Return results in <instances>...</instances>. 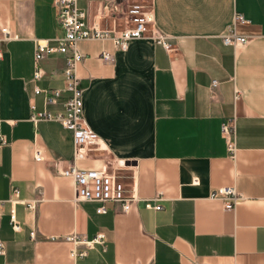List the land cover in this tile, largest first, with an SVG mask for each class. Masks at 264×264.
Returning a JSON list of instances; mask_svg holds the SVG:
<instances>
[{"label":"crops","instance_id":"0c3cea01","mask_svg":"<svg viewBox=\"0 0 264 264\" xmlns=\"http://www.w3.org/2000/svg\"><path fill=\"white\" fill-rule=\"evenodd\" d=\"M133 1L80 7L91 26L121 30ZM144 1L172 50L149 37L126 51L111 39L78 42L84 117L100 148L75 164L116 174L135 197L129 212L110 203L100 213V203L76 200L74 179L61 173L74 162L72 131L31 119L63 112L68 97L47 105L35 86L64 89L70 52L46 55L33 80L36 40L56 44L64 34L53 0H0V28L12 34L0 39V264H264V0ZM230 30L247 42L226 44ZM105 50L112 60L101 58ZM227 121L236 127L234 154L222 134ZM225 185L243 196L230 210L211 197ZM73 233L105 237L73 258L65 240Z\"/></svg>","mask_w":264,"mask_h":264},{"label":"built area","instance_id":"2783aa9c","mask_svg":"<svg viewBox=\"0 0 264 264\" xmlns=\"http://www.w3.org/2000/svg\"><path fill=\"white\" fill-rule=\"evenodd\" d=\"M80 1L53 0L57 10V20L64 34L54 39L56 44H51L48 40H36L34 81L40 80L44 75L41 62L46 55L54 52H70L67 64L63 69L65 75L64 89L35 86L36 93H44L47 105L57 104L62 92H67L68 97L64 102V111L57 113L48 110L38 111L31 115V119L35 122L57 120L72 131L75 146L74 162L61 170V173L74 179L76 200L100 203L97 208L100 213L107 212L110 203L120 204L124 212H129L135 197L127 193L124 182L116 174L107 170L84 169L75 164V160L86 158L100 148L99 135L90 127L84 117V90L77 73L78 64L83 59V55L78 49V42L82 39H111L114 46L122 51L128 50L131 41L136 38H152L156 44L169 51L173 49V44L168 35L151 27L153 18L149 8L150 4L144 0H135L129 5L127 8L128 21L121 30L91 26L86 19V11L80 7ZM236 19L244 20L241 15H237ZM10 37L12 34L7 27L0 28V39L6 40ZM223 39L226 44L234 46L243 45L248 40L247 36L239 35L234 30L226 33ZM100 56L104 60L113 59L112 54L106 50ZM222 134L227 141L229 151L234 154L236 151L235 124L230 121L223 122ZM0 142H7L5 135L0 134ZM36 158L42 159L40 150L37 151ZM15 192L18 193V190L15 189ZM211 197L223 200L225 209L229 210L233 209L243 199L234 185L215 188L211 192ZM30 205L32 206V204ZM147 206L151 207L152 204L148 202ZM155 208L159 209L161 206L156 205ZM10 221L15 230L21 229V222L18 220L14 208L11 210ZM31 235L35 238L36 232L32 231ZM104 237L103 233H98L94 238L88 239L86 236L73 233L65 236V240L72 244L70 255L73 258H83L88 255L91 247L97 243H102ZM3 248L4 244L0 240V251Z\"/></svg>","mask_w":264,"mask_h":264}]
</instances>
